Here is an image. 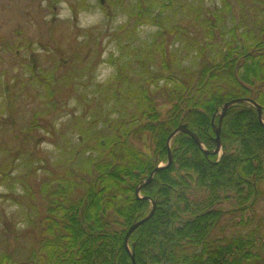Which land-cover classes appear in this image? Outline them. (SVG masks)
Wrapping results in <instances>:
<instances>
[{"label":"trees","instance_id":"trees-1","mask_svg":"<svg viewBox=\"0 0 264 264\" xmlns=\"http://www.w3.org/2000/svg\"><path fill=\"white\" fill-rule=\"evenodd\" d=\"M108 7L123 18L104 29L114 48L106 59L110 78L96 82L92 63L59 78L56 67L33 77L46 108L41 119L71 102L74 108L47 133L54 156L36 191L27 181L31 157H0V187L20 191L22 199L11 203L17 219L38 234V250L14 263L7 252L17 232L0 233V264H132L126 233L150 211L135 188L167 162L170 134L186 125L212 150L211 119L224 103L252 98L264 110V0H109ZM142 28L153 32L141 35ZM160 103L172 106L164 121ZM144 138L151 158L132 145ZM220 141L218 158L185 134L173 139L170 168L141 191L157 207L129 238L136 264H260L251 251L264 247L258 231L228 235L233 219L224 226V215L211 211L231 193L236 212H250L260 195L264 127L255 109L228 110ZM16 170L24 179L13 177Z\"/></svg>","mask_w":264,"mask_h":264},{"label":"rangeland","instance_id":"rangeland-1","mask_svg":"<svg viewBox=\"0 0 264 264\" xmlns=\"http://www.w3.org/2000/svg\"><path fill=\"white\" fill-rule=\"evenodd\" d=\"M217 1L206 0L208 6H213ZM108 5L109 0H0V109L4 111V114H0V157L6 153L15 155L22 152L32 158L34 164L27 177L32 191L37 190L34 187L44 178L54 156V148L47 133L53 131V127H61L74 108V102H71L72 105H65L60 111L52 110L49 116L41 119L39 115L44 113L46 108L36 95L37 91L33 89V83H36L33 77H36L39 71L48 72L56 67V78H59L73 66L82 68L92 63L90 69L93 70L96 82H104L110 78L112 71L108 68L106 59L114 48L108 38L109 31L104 29L108 24L112 27L121 25L123 18H114L115 15L108 10ZM91 30L94 31L89 33ZM139 30L141 35L153 32L143 28ZM171 108V105L159 104L157 110L161 121L168 118ZM7 111L9 112L6 113ZM212 120L213 117L211 125ZM142 142L132 145L137 151L151 158L149 144L145 138ZM172 144L173 141L170 150L174 146ZM222 153L223 150L216 156L219 158ZM20 164L14 162L13 167L20 168ZM167 164L168 159L156 167H165ZM169 168L170 166L164 170ZM13 177L19 181L20 178L24 179L18 170ZM145 179L147 178L144 177ZM259 190L260 195L253 211L237 213V206L231 203L235 196L231 193L222 197L224 202L212 206L211 211L224 215V226H227V221L233 219L235 228L227 231L228 235L238 232L245 236L249 231L257 230L261 236L260 241L264 244V182L259 184ZM18 191L14 192L15 200L14 195L0 187V215L3 213L0 218V233L8 237L9 230L15 228L13 231L17 232L14 235L16 237L9 240L7 252L14 263L23 262L33 249L38 250V246L34 245L38 241L37 232L24 229L20 225L17 219L19 208L11 204L22 199ZM197 196L199 194L194 193L195 201H198ZM140 197L143 196L140 194ZM8 198L10 202L7 201ZM148 203L151 211V202ZM156 207L157 203L155 210ZM128 248L132 253L130 244ZM251 251L259 257L258 263L264 264V247L259 253L256 248Z\"/></svg>","mask_w":264,"mask_h":264},{"label":"water","instance_id":"water-1","mask_svg":"<svg viewBox=\"0 0 264 264\" xmlns=\"http://www.w3.org/2000/svg\"><path fill=\"white\" fill-rule=\"evenodd\" d=\"M237 105H249L251 107H253L258 115V120L259 123L262 125V127H264V113L262 108L252 99L249 98H244V99H235L229 102H226L222 105L221 110L217 111L214 116H213V120H212V129L214 131L215 134V138H214V142L216 144V147L213 151H209L206 150L201 141L199 140V138L197 137V135L193 132H191L186 125H180L178 128H176L168 137L167 139V149H168V164L165 167H157L155 168L151 174L149 175V177L143 181H141L135 188V196L138 200H144V201H150L151 205H152V209L150 211V213L143 218L140 221H136L135 223H133L131 225V227L128 229L125 239H124V246L126 248L127 253L129 254V257L131 259V263L132 264H136L135 260H134V255L129 251L128 248V241L130 236L132 235V233L142 224L146 223L148 220H150V218L153 216L154 210H155V201L151 200L148 197H140L141 191L142 189H144L145 187H147L154 179V176L156 175L157 172L164 170L165 168H167L168 166H170L171 164V160H172V154H171V150H170V144L173 141V139L179 135V134H185L187 135L189 138H191L193 140V142L195 143V145L200 149V151L206 156H216L219 155L222 151V144L220 141V123L223 119V117L225 116V114L227 113L228 110H230L231 108L237 106ZM219 117V122L216 125L214 123V119L216 117Z\"/></svg>","mask_w":264,"mask_h":264},{"label":"bare ground","instance_id":"bare-ground-1","mask_svg":"<svg viewBox=\"0 0 264 264\" xmlns=\"http://www.w3.org/2000/svg\"><path fill=\"white\" fill-rule=\"evenodd\" d=\"M259 121V120H258ZM202 143V142H201ZM203 145V144H202ZM203 147H205L204 145H203ZM206 149V148H205ZM207 150V149H206Z\"/></svg>","mask_w":264,"mask_h":264}]
</instances>
